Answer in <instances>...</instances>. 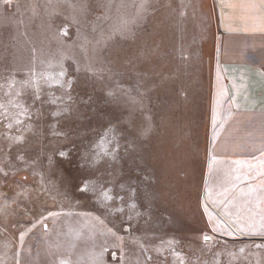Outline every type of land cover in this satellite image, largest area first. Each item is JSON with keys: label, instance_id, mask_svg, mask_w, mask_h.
I'll return each mask as SVG.
<instances>
[{"label": "rangeland", "instance_id": "1", "mask_svg": "<svg viewBox=\"0 0 264 264\" xmlns=\"http://www.w3.org/2000/svg\"><path fill=\"white\" fill-rule=\"evenodd\" d=\"M219 42L212 0H0V264H264L206 189Z\"/></svg>", "mask_w": 264, "mask_h": 264}, {"label": "crops", "instance_id": "2", "mask_svg": "<svg viewBox=\"0 0 264 264\" xmlns=\"http://www.w3.org/2000/svg\"><path fill=\"white\" fill-rule=\"evenodd\" d=\"M212 2L220 42L206 189L222 191L246 236L264 239V0Z\"/></svg>", "mask_w": 264, "mask_h": 264}, {"label": "snow or ice", "instance_id": "3", "mask_svg": "<svg viewBox=\"0 0 264 264\" xmlns=\"http://www.w3.org/2000/svg\"><path fill=\"white\" fill-rule=\"evenodd\" d=\"M205 239H207V237H205Z\"/></svg>", "mask_w": 264, "mask_h": 264}]
</instances>
